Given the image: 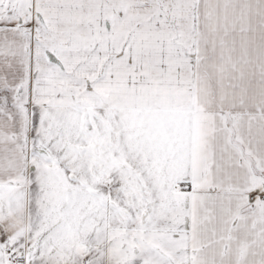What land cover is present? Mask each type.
Returning a JSON list of instances; mask_svg holds the SVG:
<instances>
[{
  "label": "snow or ice",
  "instance_id": "obj_1",
  "mask_svg": "<svg viewBox=\"0 0 264 264\" xmlns=\"http://www.w3.org/2000/svg\"><path fill=\"white\" fill-rule=\"evenodd\" d=\"M0 264H264V0H0Z\"/></svg>",
  "mask_w": 264,
  "mask_h": 264
}]
</instances>
